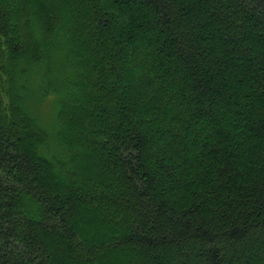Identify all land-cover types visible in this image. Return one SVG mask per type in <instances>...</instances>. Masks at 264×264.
Here are the masks:
<instances>
[{"label": "trees", "instance_id": "16d2710c", "mask_svg": "<svg viewBox=\"0 0 264 264\" xmlns=\"http://www.w3.org/2000/svg\"><path fill=\"white\" fill-rule=\"evenodd\" d=\"M0 264H264V0H0Z\"/></svg>", "mask_w": 264, "mask_h": 264}, {"label": "rangeland", "instance_id": "374dc122", "mask_svg": "<svg viewBox=\"0 0 264 264\" xmlns=\"http://www.w3.org/2000/svg\"><path fill=\"white\" fill-rule=\"evenodd\" d=\"M49 99H51V98H49ZM49 99L44 104L42 109L40 110V119H41L42 123H44L47 126H50L53 123V118H52V115H51L52 109H53V105L51 103V100H49Z\"/></svg>", "mask_w": 264, "mask_h": 264}]
</instances>
